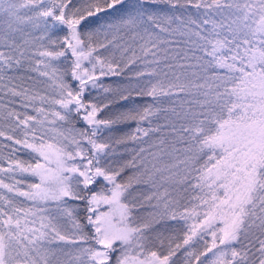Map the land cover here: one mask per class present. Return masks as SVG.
<instances>
[{
  "label": "snow or ice",
  "instance_id": "1",
  "mask_svg": "<svg viewBox=\"0 0 264 264\" xmlns=\"http://www.w3.org/2000/svg\"><path fill=\"white\" fill-rule=\"evenodd\" d=\"M0 264H264V0H0Z\"/></svg>",
  "mask_w": 264,
  "mask_h": 264
}]
</instances>
